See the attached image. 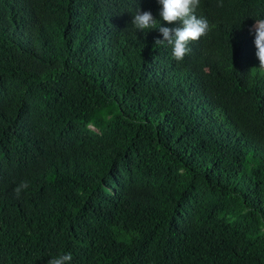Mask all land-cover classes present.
Here are the masks:
<instances>
[{
    "label": "trees",
    "instance_id": "16d2710c",
    "mask_svg": "<svg viewBox=\"0 0 264 264\" xmlns=\"http://www.w3.org/2000/svg\"><path fill=\"white\" fill-rule=\"evenodd\" d=\"M160 7L0 0V264H264V0H200L181 61Z\"/></svg>",
    "mask_w": 264,
    "mask_h": 264
},
{
    "label": "clouds",
    "instance_id": "9594fccd",
    "mask_svg": "<svg viewBox=\"0 0 264 264\" xmlns=\"http://www.w3.org/2000/svg\"><path fill=\"white\" fill-rule=\"evenodd\" d=\"M161 5L159 9L160 18L167 24H178L176 27H166L153 17L151 11L138 10L131 21L136 30L145 31L158 28L162 38H155V45L171 46V56L176 61H181L191 51L189 44L198 41L207 35L210 30L209 22L204 17H198L196 10L200 0H157ZM218 6H222V0H218ZM254 33L255 55L260 62V68L264 69V18L256 19L249 28ZM29 187L27 181H22L14 188L18 198L21 192ZM71 253L52 257L47 264H70Z\"/></svg>",
    "mask_w": 264,
    "mask_h": 264
}]
</instances>
